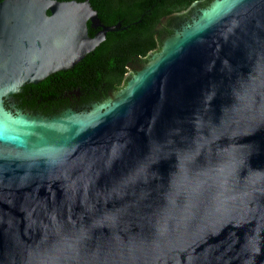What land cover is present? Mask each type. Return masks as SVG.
<instances>
[{
	"label": "water",
	"instance_id": "95a60500",
	"mask_svg": "<svg viewBox=\"0 0 264 264\" xmlns=\"http://www.w3.org/2000/svg\"><path fill=\"white\" fill-rule=\"evenodd\" d=\"M117 25L89 0H0V264H264V0L166 16L79 111L5 106Z\"/></svg>",
	"mask_w": 264,
	"mask_h": 264
},
{
	"label": "trees",
	"instance_id": "16d2710c",
	"mask_svg": "<svg viewBox=\"0 0 264 264\" xmlns=\"http://www.w3.org/2000/svg\"><path fill=\"white\" fill-rule=\"evenodd\" d=\"M190 0H89L100 22L118 23L116 29L105 32L104 38L79 61L67 69L57 70L38 83H25L20 96L29 104L37 99L50 101L61 88L54 83L67 82L63 86H78L83 99L95 100L124 80L131 55L142 56L155 47V26L160 17L174 9L184 7ZM89 35L93 29L87 22ZM19 93V92H18Z\"/></svg>",
	"mask_w": 264,
	"mask_h": 264
},
{
	"label": "flooded vegetation",
	"instance_id": "af4514ba",
	"mask_svg": "<svg viewBox=\"0 0 264 264\" xmlns=\"http://www.w3.org/2000/svg\"><path fill=\"white\" fill-rule=\"evenodd\" d=\"M193 0H190L184 7H181L180 9H174L171 12L163 15L160 17L159 23L161 22L162 18L165 19L166 16H169L171 14L177 13L182 11L186 6H188ZM158 23V24H159ZM157 24V25H158ZM157 25L155 26V39H156V46L148 49L142 56H137L136 54H133L130 56L129 58V62L127 64V66L130 64L132 65L133 63V59L135 58H139V57H144L146 56L148 53H150L153 49H155L158 45V39H159V28H157ZM89 26L93 29V33L99 28L98 26H92L89 24ZM79 61V60H78ZM126 66V67H127ZM53 73V72H52ZM42 80V79H41ZM41 80L35 82L38 83ZM65 83L67 82L64 81ZM61 83L59 84V82H55L54 85L57 88H61L60 90L62 91L61 96L58 95L57 97H54L53 99H51L50 101H41L40 99H37L33 104H29L28 102H26L23 99L28 98V96L26 95L25 97L20 96V92L23 91V85L22 84L19 88V90L12 94V97L14 98V103L15 106L22 108L23 110H28L30 112L33 113H39L42 115H52L56 112H59L60 110L64 109V108H80L82 109L84 106H86L87 104H89L90 102H92L93 100L90 99H83V94L81 89L78 86L73 85L74 88H66L65 86H63L65 83ZM33 83V84H35ZM74 92L73 95H70L69 92ZM108 91V90H107ZM19 92V93H18ZM4 104L7 108H10L12 110H14L13 107H11L9 105V101H7L6 99H4Z\"/></svg>",
	"mask_w": 264,
	"mask_h": 264
},
{
	"label": "rangeland",
	"instance_id": "374dc122",
	"mask_svg": "<svg viewBox=\"0 0 264 264\" xmlns=\"http://www.w3.org/2000/svg\"><path fill=\"white\" fill-rule=\"evenodd\" d=\"M163 21H164V19L162 18L161 22L157 25V28H159V27L161 26V24H162ZM157 46H158V45H157ZM131 68H132V65L129 64V65L127 66L126 72H125V74H124V77H125L124 79H126L127 77L130 76ZM69 94H70V95H73L74 92L71 91V92H69ZM6 100L9 101V105H10L11 107H13L14 109L20 108V107L15 106L14 98H13L12 96H10L9 98H6ZM20 109H22V108H20ZM73 109H74V108H73ZM75 110H76V111H79L80 108H76Z\"/></svg>",
	"mask_w": 264,
	"mask_h": 264
}]
</instances>
